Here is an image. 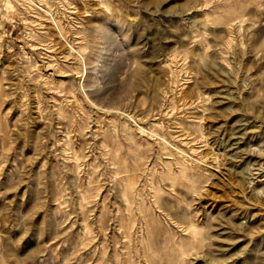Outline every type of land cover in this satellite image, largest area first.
<instances>
[{
  "label": "rangeland",
  "instance_id": "1",
  "mask_svg": "<svg viewBox=\"0 0 264 264\" xmlns=\"http://www.w3.org/2000/svg\"><path fill=\"white\" fill-rule=\"evenodd\" d=\"M32 2L0 0V264H264V0Z\"/></svg>",
  "mask_w": 264,
  "mask_h": 264
},
{
  "label": "bare ground",
  "instance_id": "2",
  "mask_svg": "<svg viewBox=\"0 0 264 264\" xmlns=\"http://www.w3.org/2000/svg\"><path fill=\"white\" fill-rule=\"evenodd\" d=\"M28 1H29L30 3H33L32 0H28ZM22 2H23V1H22ZM23 5H24V4H23ZM23 5H22V6H23ZM29 7H30V6H29ZM29 7H28V8H29ZM31 7H32V5H31ZM37 10H38V9H37ZM40 10H41V9H40ZM48 11H49V10H48ZM43 12H44L45 14L49 13V12H47V11H45V10H43ZM71 49H72V48H71ZM140 131H141L142 133H146V132H145L143 129H141V128H140ZM199 136H200V135H199ZM186 143H187V142H186ZM169 147H170V146H169ZM203 147H204V146H203ZM177 151H178V150H177ZM192 151H193V150H192ZM175 152H176V151H175ZM178 153H179V154H182L180 151H178ZM190 160H191V159H190ZM186 163H187V162H186ZM193 164H194V163H193ZM194 166H195V165H194ZM255 171H256V170H255ZM181 173H182V172H181ZM182 175H183V173H182ZM182 175H181V176H182ZM142 192H143V191H142ZM185 230H186V229H185ZM187 230H188V229H187ZM188 231H189V230H188ZM186 233H187V232H186ZM178 249H179V248H178ZM180 261H181V260H180ZM182 262H183V260H182ZM182 262H181V264H182Z\"/></svg>",
  "mask_w": 264,
  "mask_h": 264
}]
</instances>
